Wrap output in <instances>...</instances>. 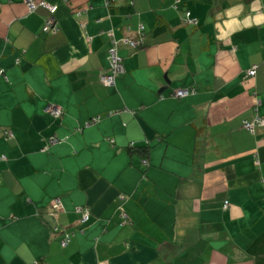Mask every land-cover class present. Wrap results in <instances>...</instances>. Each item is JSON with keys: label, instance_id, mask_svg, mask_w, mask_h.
Returning <instances> with one entry per match:
<instances>
[{"label": "crops", "instance_id": "0c3cea01", "mask_svg": "<svg viewBox=\"0 0 264 264\" xmlns=\"http://www.w3.org/2000/svg\"><path fill=\"white\" fill-rule=\"evenodd\" d=\"M48 1L0 0V264H264V0Z\"/></svg>", "mask_w": 264, "mask_h": 264}, {"label": "built area", "instance_id": "2783aa9c", "mask_svg": "<svg viewBox=\"0 0 264 264\" xmlns=\"http://www.w3.org/2000/svg\"><path fill=\"white\" fill-rule=\"evenodd\" d=\"M27 7L31 10L35 8L38 5H41L45 7L48 11V15L44 21V24L42 26V30L45 32H54L58 28V24L55 18V11L57 9V4L52 3L48 0H24ZM106 3L109 2V0H105ZM183 0H173V5L175 7H178L181 5ZM82 11V7L76 8L75 12L79 14ZM184 22L190 25H195L197 23V19L191 14L189 9L185 10V15H184ZM143 29L144 25L142 23H139L137 29L135 30L134 35H124L121 37V40H123L125 43L131 45V46H136L139 45L143 42ZM108 34L111 40V44L108 48V65H109V71L106 73H102L100 75V80L106 84H112L115 80L116 75L123 70V64H122V57L119 54L117 50V39L114 38L113 36V30L109 29ZM256 71V65L253 64L251 67H249L246 70L247 75H253ZM3 70L0 69V73H2ZM193 92V88L190 87H178L173 90L172 94L175 96H184L189 93ZM258 103V100L255 102ZM256 109V108H255ZM43 111L49 113L53 117H61L62 114L64 113V109L60 104L57 103H46L45 106L43 107ZM99 116H93L89 121L86 122V124H91L94 123L98 120ZM263 123V118L256 112L252 118L250 119H244L243 120V127L246 129L253 131L255 127L259 124ZM13 136V132L9 129L4 130V137L5 138H11ZM60 138H58L56 135H51L49 136L48 142H57L59 141ZM133 143H130L132 145ZM4 158L5 155H2ZM142 163L146 164L147 160L146 158L141 159ZM52 204L57 207L59 205V200L58 199H53ZM227 200L224 202V206H226ZM75 210L78 211L81 214V221L86 222L89 219L90 216V211L88 207L85 206H76ZM73 233V232H72ZM72 233L70 232H65L63 237L61 238V244L65 245Z\"/></svg>", "mask_w": 264, "mask_h": 264}, {"label": "trees", "instance_id": "16d2710c", "mask_svg": "<svg viewBox=\"0 0 264 264\" xmlns=\"http://www.w3.org/2000/svg\"><path fill=\"white\" fill-rule=\"evenodd\" d=\"M131 147H134V145H131ZM135 150L140 151L142 154H145L146 147L145 146L136 147Z\"/></svg>", "mask_w": 264, "mask_h": 264}]
</instances>
